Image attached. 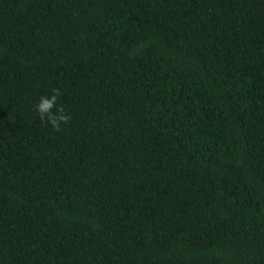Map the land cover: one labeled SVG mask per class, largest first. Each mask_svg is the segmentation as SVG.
I'll return each instance as SVG.
<instances>
[{
	"label": "trees",
	"instance_id": "1",
	"mask_svg": "<svg viewBox=\"0 0 264 264\" xmlns=\"http://www.w3.org/2000/svg\"><path fill=\"white\" fill-rule=\"evenodd\" d=\"M0 264H264V0H0Z\"/></svg>",
	"mask_w": 264,
	"mask_h": 264
},
{
	"label": "clouds",
	"instance_id": "2",
	"mask_svg": "<svg viewBox=\"0 0 264 264\" xmlns=\"http://www.w3.org/2000/svg\"><path fill=\"white\" fill-rule=\"evenodd\" d=\"M52 95H41L38 103L34 105L35 111L38 113L42 121L50 123L54 129H59L61 122H67L69 116L65 114L62 106H57L56 102L61 96L59 88H53ZM56 108L53 112L52 109Z\"/></svg>",
	"mask_w": 264,
	"mask_h": 264
}]
</instances>
